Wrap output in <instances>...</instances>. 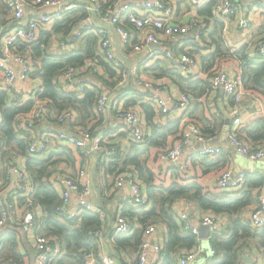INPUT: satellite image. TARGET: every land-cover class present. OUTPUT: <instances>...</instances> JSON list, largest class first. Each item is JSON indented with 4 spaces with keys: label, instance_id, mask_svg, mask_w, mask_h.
<instances>
[{
    "label": "trees",
    "instance_id": "1",
    "mask_svg": "<svg viewBox=\"0 0 264 264\" xmlns=\"http://www.w3.org/2000/svg\"><path fill=\"white\" fill-rule=\"evenodd\" d=\"M7 8L6 4L0 0V13L7 16L9 14L6 11ZM86 14L87 12L83 9L76 11L65 20L54 24L52 31H42L38 44L20 45L18 50L23 54L32 55L37 60V75L43 81V90L37 98L52 112L50 114L51 123L55 124L58 116L67 110L76 111L75 124L84 129L88 128L93 120H97V123L102 122L104 116L97 115L95 112L97 101L102 95V90L98 87L100 82L104 88L113 89L125 100V108L139 105L151 127V133L146 141L133 143L123 160L120 159L119 152L101 160L99 158L98 169L103 167L108 173L114 174L115 178L125 171L126 166L132 165L134 174L142 181L144 191L152 204L148 209L141 205L132 207L125 204L123 216L131 223L138 222L141 227L129 234H118L113 237L109 235L108 238L112 239L111 246L116 249L114 256L121 264H125L129 257L139 255L144 242L145 229L165 223L168 233L165 236L161 253L163 264H178L177 254L180 251L184 249L183 253H188L199 245L198 236L192 230H185L175 214V203L178 200L194 202L202 212L230 215L229 234L223 235L217 231L211 233L210 242L214 256L206 264H240L243 255L253 249H257L264 255V229H253L250 221L242 217L243 212L253 204L255 192L264 186L263 172L258 170L249 173L243 185L233 190H222L208 180L211 173L221 172L219 174L221 175L228 170L227 156L217 158L216 156L219 155L217 152L188 156L190 168L187 171H180L177 166L172 165L166 172L155 173V163L158 159L160 160L161 153L172 148V140L169 137L176 135L178 139H182L183 127L186 123L183 124L181 117L167 125L156 126L153 121L155 108L150 102L139 103L143 99V94L138 87L131 84L132 76L125 81L123 87L119 86L124 82L123 71L118 73L112 63L100 56L99 36L91 33L83 37L81 41H76L79 39L71 34ZM198 14L207 16V20L211 19L213 17L212 6L205 5L199 9ZM223 27V23L214 20V31L210 39L216 45V49L202 59L205 77L185 78L176 68L168 65V59L167 61H156L152 66L143 67L140 70V73L153 75V78L172 79L182 92L190 94L195 107L186 116L187 122L197 125L203 135L217 138L221 134L225 119L221 111L211 112L210 97L213 94L211 78L220 72L223 66L235 64V73L241 80L243 88L264 97V62L257 63L251 60L247 54V48L234 53L225 49ZM59 33L62 34L60 37L75 39L73 42L77 44L76 48L63 54L52 51L49 48L50 41L55 34ZM199 50L200 46L197 44H195V50L192 51L184 48L176 49L177 52H185L193 57ZM89 60L96 61L102 73L93 71L87 65ZM69 66L74 67L76 72L79 71V76L94 75L98 81L94 84L97 86L90 85L83 92L75 87L69 90L64 89L59 83V78ZM10 99L6 91L0 90V108L3 114V121L0 124V142L2 150L5 148L11 150L3 153L4 158L7 155L12 156L13 152L17 156H23L34 179L37 187L34 199L42 207V215L36 219L35 232L57 239L62 248V255L57 259L56 264H84V255L87 252L93 250L99 253L103 249L104 244L98 232L105 229V220L99 213L85 212L72 220L60 215L58 207L62 202L58 192L50 183L49 177L51 167L63 161V154L66 155L68 162L75 165L76 157L73 150L69 147H61L63 151L60 153L48 151L45 155H30L28 152L29 135L22 137L24 132L18 131L16 125L18 117L33 118L37 108L36 103L32 99L14 102ZM229 102L230 105H234V98H230ZM56 116L57 118H54ZM91 131L94 133L93 129ZM236 133L241 139L251 144L253 149L261 148L258 145H264V118L258 117L251 122L241 123ZM167 175L170 181L166 182ZM3 176L5 177V169L3 175L0 174V178ZM5 191L3 198L6 203L15 202L18 210L23 209L24 199L15 198L12 191L7 194ZM101 206L104 207L103 203ZM2 209L0 203V217ZM8 228L10 232L0 239V264L27 263L30 258L27 250L30 241L26 232L11 221L8 222Z\"/></svg>",
    "mask_w": 264,
    "mask_h": 264
},
{
    "label": "built area",
    "instance_id": "2",
    "mask_svg": "<svg viewBox=\"0 0 264 264\" xmlns=\"http://www.w3.org/2000/svg\"><path fill=\"white\" fill-rule=\"evenodd\" d=\"M9 10L10 14L6 22L0 18V90L6 91L10 97L16 94L24 95L26 87L37 75V60L30 54H23L18 50L20 45L34 46L39 43L41 32L44 30L52 31L54 24L70 17L78 10H85L87 14L79 22V27L75 30L73 36L80 38L85 34H96L98 38V47L100 56L107 62L112 63L113 68L118 72L123 71L124 84L132 73L136 84L147 90H151L146 96V101L157 102L158 107L165 109L166 101L163 98H157L161 91L168 85L163 82H155L148 79L141 68L152 66L148 58H143L134 67L131 73L123 66L122 60L116 52V40L119 38L125 45L132 43V49L136 53H142L147 50L156 58H167L174 68L194 67L197 61L188 54L175 55L172 48H164L166 45H172L174 42L181 41L190 35L189 41L197 43L202 41L204 22L199 19L198 11L205 5L212 6V15L214 20L224 23L228 19L238 16L241 12L249 15L253 9L264 6V0H144L142 4L133 5L131 0H112L111 2H102L101 0H2ZM187 3L191 9L190 18L187 22H182L178 15V2ZM105 23V24H104ZM241 27H249L248 18H240L238 21ZM129 27L143 32L137 42L133 43L134 35ZM72 37L63 38L57 41V48L63 49L73 43ZM151 45L160 46L159 49L151 48ZM26 46V47H27ZM163 48V49H162ZM260 51H264V45H260ZM87 65L95 72L102 70L96 65V61L89 60ZM79 71L69 66L65 69L59 79H65L72 89L75 87L81 92L91 85L82 76ZM78 75V76H77ZM77 76V77H76ZM213 92L224 89L229 98H234L237 102L241 101L244 95L242 82L231 75L229 70L222 69L211 78ZM43 90L36 87L30 94L29 98L36 103V112L33 118L28 116L18 117L16 129L23 131L22 137L29 135L28 152L30 155H45L53 144V148L66 146L77 153H86L92 155L102 151L101 159L112 156L114 151L108 152L106 149L107 137L103 132L94 135L90 128H82L75 124L77 113L74 110L64 111L58 116L61 124L56 126L50 122L52 113L45 103H41L37 96ZM190 94L181 92L177 97V107L183 121L191 103ZM110 109V98L107 94H102L95 106L97 115H105ZM141 113V112H140ZM138 108H125L121 113L122 118L130 127L127 138L133 143H144L149 130L145 126L146 119L140 114ZM239 107L233 108L230 112L234 126L228 131L227 139L229 144L241 155L247 157L253 162L264 161V147L253 149L241 139L236 128L242 123L239 116ZM57 118V116H56ZM3 121V114L0 108V124ZM72 123V128L67 129L66 125ZM44 125L38 132L36 126ZM216 137L203 135L199 127L195 124L188 123L184 128L183 137L172 148L166 149L160 155V159L166 164H175L180 171H187L190 168V161L183 157L185 149L193 142L200 143L204 147L200 154L208 155L217 153L218 149L207 144L214 141ZM63 145V146H62ZM0 150L2 145L0 142ZM104 150H106L104 152ZM81 166L77 174L58 171L56 166L51 167L50 183L58 192L61 205L58 211L61 216L68 219H75L85 212L99 213L106 219V212L98 209L95 203L94 188L91 177L88 173L87 159L81 161ZM16 175V186L12 190L15 198H23V209H17L16 203H6L4 190H8L10 179ZM247 174H236L228 169L223 172L216 180V185L222 190H231L243 185L246 181ZM117 186H127L130 192V198L127 204L132 207L144 206L150 208V201L144 191V186L137 176L127 169L121 172L117 178ZM37 192L34 179L26 165L23 156H16L7 164V172L4 180L0 181V203L3 205L0 217V239L8 232V222L22 227L29 239L35 242L37 254L33 264H56L57 259L62 255V248L54 237H47L43 234H36V219L42 215V207L34 199ZM75 200V202H73ZM182 221L188 224L185 215ZM251 227L255 230L264 229V203L249 218ZM201 224L208 225L211 232L219 230V218L212 212H206L201 219ZM134 224L129 222L124 216L119 215L112 224L111 236L118 234L132 233ZM193 233L198 234V228L192 229ZM155 233V226H149L145 229L144 242L141 248L139 261L137 264L146 263L147 250L153 246L156 253L161 254L163 245L161 242L155 244L152 237ZM101 242L105 245L102 232H98ZM111 241L112 239L109 238ZM153 242V243H152ZM199 247L194 248L188 253L180 256L179 264H193L198 254ZM9 264H20L11 262ZM27 264V263H25ZM84 264H121L116 257L111 256L104 251L95 253L93 250L84 255ZM125 264H133L132 261H126ZM150 264H158V260Z\"/></svg>",
    "mask_w": 264,
    "mask_h": 264
},
{
    "label": "crops",
    "instance_id": "3",
    "mask_svg": "<svg viewBox=\"0 0 264 264\" xmlns=\"http://www.w3.org/2000/svg\"><path fill=\"white\" fill-rule=\"evenodd\" d=\"M102 2H111L112 0H101ZM144 0H131V3L133 5H139L142 4ZM178 10H177V15L179 19L182 22H187L192 18V15L190 14V9L191 7L185 3V2H178L177 4ZM7 12H9L8 9H6ZM10 14V12H9ZM5 16L4 14L0 13V18L3 20V23L6 22V18L9 16ZM248 18L250 20V26L249 27H241L238 23L240 18ZM199 19L204 22V30L202 34V41L197 43L195 41H189L191 36L187 35L185 39L181 41L174 42L172 45H166L164 48H172L174 50L175 55L179 54H188L185 52H177L176 49H181L184 48L185 50L192 51L195 50V44L200 46V50L198 53H196L194 58L197 61V64L194 67H180L176 68V70L183 76V77H193L194 79H199L201 77H205L203 65H202V59L215 51L216 45L211 42L210 35L214 31V18L212 17L211 19L207 20V16L205 15H199ZM218 21V20H216ZM222 23L221 21H218ZM105 24V23H104ZM223 27V40H224V47L225 49L229 50L231 53H234L242 48H247V54L249 55L250 59L260 63L264 62V51H260V45H264V6H259L255 9L252 10V12L246 16V13L243 11L241 12L238 16L233 17L231 19H228L225 21ZM79 27V26H78ZM77 27V28H78ZM76 28V29H77ZM72 32L71 35H74L75 30ZM130 32L132 35L135 36V38L132 39L133 43L137 42L136 38H140V36L143 34V32L138 31L134 29L133 27H129ZM90 34V33H89ZM62 34H55L54 36H57L58 39H55V41H59V38L61 39ZM88 34L83 35L82 37L78 38L79 40L76 41H81L83 37H85ZM70 41H75L70 40ZM77 46L76 43H70L68 46L61 48H54L50 49L54 51L57 54H63L64 52L71 51L75 49ZM153 45H151L152 48ZM155 47V45H154ZM158 48H152L153 49H159ZM163 49V48H162ZM116 52L117 55L120 57L122 60L123 66L127 69V72H129V69L134 67L139 61L143 58H148L150 64H154L156 61H167V58H156L153 59V56H151V53L147 50L143 51L142 53H136L132 49V43H129L125 45L123 41H121L119 38L116 40ZM189 55V54H188ZM193 57V56H192ZM169 60V59H168ZM170 60L168 61V65H170ZM147 67V66H145ZM149 67V66H148ZM174 68V67H173ZM223 69L229 70L230 74L235 76L236 78L237 75L235 73L236 71V65L235 64H226L225 66L222 67ZM101 73V72H100ZM131 73V72H130ZM148 79L155 80V82H163L167 87L159 95H156L157 98H163L166 101V107L165 109L158 107L157 102H151L153 107L155 108V118L154 122L156 126L159 125H167L170 122L176 121L177 119L181 118V113H179L178 107H177V97L178 94L181 93L182 91L179 89L177 84L169 78L166 77H155L153 78V75H147L143 73ZM132 76L130 79H132L131 84H134L136 87H138L142 94H143V99L139 101V103L143 102H149L146 101V96L150 94L151 90H147L143 87H140L136 84V81L134 80V77L132 73L130 74ZM129 76V77H130ZM86 81L90 82L91 85L94 83L98 82L94 75L88 74L85 76H82ZM239 79V78H238ZM240 80V79H239ZM241 81V80H240ZM60 85L66 89H72V86L63 78L59 79ZM96 85V84H94ZM43 86V81L41 77H36L33 80H31V83L28 84V86L25 88V94H16L15 96L11 97V102L17 101V100H28L30 99L29 96L33 92V89L36 87L41 88ZM90 86V85H89ZM97 86V85H96ZM121 87L124 86L123 84L119 85ZM98 87L101 88L102 94H107L109 95L110 98V109L107 114L103 115L104 119L102 122L97 123V120H93L92 123H89L88 128L94 130V135L98 134L99 132H103L104 135L107 137V142H106V149L108 152L114 151L112 155L115 153L119 152L120 153V159L123 160V157L126 156V153L129 152L133 142H131L127 138V134L130 132V127L127 125V123L124 121V119L121 116V113L125 110V100H123L119 94H116L113 89L111 88H104V85H102L99 82ZM244 90V95L241 97V101L237 102L236 99H234L235 103L234 105H230V98L224 94H221V89L212 94V97H210V103L212 110L211 112H216V110H219L223 113L224 115V121L227 119L231 120L230 124H227L224 122L225 130L221 131V134L219 137L212 141L211 143L207 144V146H213L216 147L218 150L219 155H217V158H222L224 155L227 156L229 166L228 169L234 171V173L239 174V173H246L247 175L249 173H254L256 171H262L264 174V166L259 162L257 166L253 164L252 161H250L247 157L241 155L240 153H237V151L229 144L228 139H227V134H228V129L233 128L234 122L233 118L230 114L231 110L233 108L239 107V116L242 120V123H248L251 122L258 117H263L264 118V97L256 92H248L247 90ZM114 91V92H112ZM217 95V97H216ZM192 102V99H191ZM135 108H138L139 113L143 114L141 108L139 105L133 106ZM195 107L194 102L190 103L188 107V112L186 116L191 113L193 108ZM199 114H201V111H199ZM185 116V121H183V124L186 123V125L183 127V129L187 126V117ZM145 117V116H144ZM56 118V117H54ZM146 119V118H145ZM53 124V123H51ZM53 125L60 126L61 124L57 120V122ZM145 126L151 133V127L145 122ZM44 125L36 126V130L40 132ZM67 129L72 128V123H69L66 125ZM223 129V128H222ZM238 130V128H236ZM184 133V130L183 132ZM171 141V147H173L178 141L181 139L178 137L171 135L169 137ZM246 142V141H245ZM247 143V142H246ZM249 144V143H247ZM251 145V144H249ZM63 146V145H62ZM252 146V145H251ZM259 147H264V145H258ZM66 147V146H63ZM204 146L200 143L193 142L190 144L186 149L183 154V157L185 159H188L187 157L192 155V154H200V150ZM72 150V149H71ZM120 150V151H118ZM11 151L10 149L5 148V150H0V174L1 176L4 173L5 169V177H6V172H7V164L9 161L13 160L16 158V154L11 152L13 155L12 156H3V153ZM63 150H60L58 148H53V144L50 145L49 152H55V153H60ZM106 150H104L105 152ZM64 153V152H63ZM74 156L76 157V163L75 165H72V162L67 161V157L65 154H63L64 159L63 161H60L56 163L54 166L57 167L58 171L62 172H69L73 175L77 174L78 168L81 166V161L82 160H89L90 165H88V173L89 176L91 177L93 188H94V195H95V203L97 205V190L101 191V203L100 206L97 205L98 209L104 210L107 214L106 219H105V226L104 230L102 231V237L105 241V245H103V249L100 251H104L105 253L114 256V253L116 252V249L114 246H111V242L109 240V235L112 231V224L115 222L117 217L119 215L123 216V211L125 204L127 200L130 198V192L129 188L127 186H122L118 187L117 186V178H115L114 174H111L110 172L108 173L106 170L103 169V167H99V158L101 160V155L102 151L88 155L86 153H77L73 150ZM21 157V156H20ZM189 160V159H188ZM222 164V162H221ZM174 166L175 164H166L164 163L161 159L155 163V173H159L160 171L166 172L169 167ZM125 168V167H124ZM128 170L129 172L133 173V166H126L125 170ZM221 173V172H220ZM218 172L211 173V175L208 177L209 182L215 183L217 178L220 176ZM219 175V176H218ZM169 175L165 177V181H170ZM5 177H1V180H4ZM140 182H142L140 179H138ZM10 184L8 190L5 191L7 194L8 192L12 191L15 186H16V175H13V179H10ZM233 190V189H231ZM255 199L253 201V204L249 206L242 214V217L245 220H249L250 215L252 212L257 210L263 203H264V186L257 190L254 195ZM75 202V200L73 201ZM103 203V206L101 204ZM151 202H150V207H151ZM3 206V205H2ZM16 207V205H15ZM206 212H202L196 203L194 202H187V201H177L175 203V214L177 217H179L181 223L183 224L185 230H192L193 228L197 227L199 228L201 224V219L202 216ZM185 215L188 221L189 225H186L182 221V216ZM219 218L220 221V227L219 230L217 231L220 234L226 235L230 233V215L226 214H220L216 215ZM134 228L137 229L141 227V225L134 221ZM168 233L167 226L165 223L159 224L157 227H155V233L152 237V240L155 241V244L158 242H161L162 245L164 244L165 241V236ZM212 233V232H211ZM27 235V234H26ZM198 236V234H197ZM211 237V236H210ZM27 238L29 239L28 235ZM199 239V245L196 247H199L198 254L196 256V259L194 260L195 264H206L208 260L214 256V251L211 246L210 238L208 239ZM28 243V252L30 253V258H28L27 264H33L34 258L37 254L35 242L33 239H29ZM153 243V242H152ZM209 243V244H208ZM195 247V248H196ZM142 248V247H141ZM184 250V249H183ZM183 250L180 251L177 254V263L179 264L180 256L183 254ZM262 250V249H261ZM99 252V253H100ZM244 255H248L254 259V264H264V255L261 252H258L257 249H253V251H249L245 253ZM139 255H133V257H129L126 259V261H134L133 264H137L139 261ZM203 256V257H202ZM115 257V256H114ZM146 263L145 264H150L155 260H158V264H163V255L156 253L154 250V247L151 246L147 250V255H146ZM194 264V263H193ZM240 264H248L245 263L244 261H241Z\"/></svg>",
    "mask_w": 264,
    "mask_h": 264
},
{
    "label": "water",
    "instance_id": "4",
    "mask_svg": "<svg viewBox=\"0 0 264 264\" xmlns=\"http://www.w3.org/2000/svg\"><path fill=\"white\" fill-rule=\"evenodd\" d=\"M158 47L159 46H157V45H155V47H154V45L152 46V48H158ZM129 72H131V68L129 69ZM224 92H225L224 89H221V94L222 95L224 94ZM225 122L227 124H230L231 123V120L230 119H227ZM227 124H225L223 126V129H222L223 131L225 130V126ZM228 131H229V129H228ZM96 201H97V205L100 206V203H101V191L100 190H97V198H96ZM210 236H211V228H210V226L202 224L198 228V237L200 239H208V238H210ZM242 261H244L245 263H248V264H254L255 263L254 262V259L252 257L248 256V255H243Z\"/></svg>",
    "mask_w": 264,
    "mask_h": 264
},
{
    "label": "rangeland",
    "instance_id": "5",
    "mask_svg": "<svg viewBox=\"0 0 264 264\" xmlns=\"http://www.w3.org/2000/svg\"><path fill=\"white\" fill-rule=\"evenodd\" d=\"M55 39H58L57 38V36H54V38L52 39V41H50V44H49V48L51 47L52 49H54L55 47L57 48V46H56V43H57V41H55ZM52 42V43H51ZM238 153V152H237ZM250 161H252V160H250ZM253 162V161H252ZM253 164H255V166H257L258 165V162L256 161V162H253ZM261 164L264 166V161H261ZM203 257V256H202ZM194 264H195V262H194Z\"/></svg>",
    "mask_w": 264,
    "mask_h": 264
}]
</instances>
